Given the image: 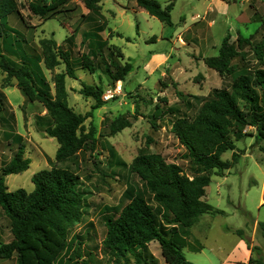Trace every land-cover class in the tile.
Masks as SVG:
<instances>
[{
  "label": "trees",
  "instance_id": "1",
  "mask_svg": "<svg viewBox=\"0 0 264 264\" xmlns=\"http://www.w3.org/2000/svg\"><path fill=\"white\" fill-rule=\"evenodd\" d=\"M129 1L161 23L172 26L174 4ZM79 2L88 13L81 14L73 34L61 46L53 40H42L39 54L24 34L15 29L5 30L11 15H17L27 24L21 4L18 0H0V39L6 54L0 50V69L8 78L17 80L27 102L39 103L46 111L38 116L37 126L57 140V163L72 161L85 150L78 133L87 116L76 113L68 105L65 77L76 80L79 70L102 71L115 85L125 81L133 68L131 63L121 62L124 54L120 48L109 46L102 36L107 21L101 11V0ZM27 8L41 19L71 20L79 5L73 0H28ZM82 22L87 27L81 32V45L86 53L74 59L76 35ZM57 59L66 66V73L56 77L54 96L42 62L52 68L61 63ZM206 65L220 75L225 86L199 97L185 95L172 82L185 109H167L172 116V133L185 149L188 170L168 163L160 154L143 153L135 159L129 168L134 179L123 195L124 206L113 212L105 209L106 235L101 253L106 264H159L150 251L152 243L159 244L165 264H192L183 253L185 248L201 250V246L190 243L192 228L202 216L224 214L204 201L212 177L223 175L239 162V154L235 153L237 142L248 137L264 141V20L251 37L239 33L232 42L228 34L218 56L207 59ZM81 94L95 100L93 110L104 106L102 87L83 85ZM4 98L0 92V127L5 130L3 135L12 157L9 161L0 160V213L9 223L12 240L8 243L0 240V261L16 257L17 264H94L96 255L86 244L92 241L90 230L85 235H72L73 227L82 222L88 208L87 192L77 173L54 166L33 176V191L8 190L6 179L28 171L30 160L25 158L23 137L15 131L16 118L11 107L3 102ZM161 115L166 116V111H161ZM128 126V123L114 126L112 132L115 134ZM248 128L255 133L248 132ZM90 149L95 151L94 143ZM230 151L234 152L232 160H224L223 155ZM259 230L264 239V223H259ZM236 233L245 237L244 230ZM252 251L257 252L258 248ZM257 255L250 258L249 264H264V258Z\"/></svg>",
  "mask_w": 264,
  "mask_h": 264
},
{
  "label": "rangeland",
  "instance_id": "2",
  "mask_svg": "<svg viewBox=\"0 0 264 264\" xmlns=\"http://www.w3.org/2000/svg\"><path fill=\"white\" fill-rule=\"evenodd\" d=\"M73 1L79 5V10L71 20H45L28 11V0H18L27 24L24 25L17 15H11L5 30L15 29L24 34L27 41L37 47L39 54L42 40H53L61 46L78 27L81 14L88 13L79 0ZM157 1L165 4L163 6L174 4L172 26L161 23L145 11L134 13L135 4L128 0H101V11L107 21V29L102 36L108 40L109 46L120 48L124 54L121 62H129L133 68L125 81L115 85L102 71L89 73L79 70L76 80L65 77L68 105L76 113L87 116L78 133L85 150H81L72 161L56 162L59 149L57 140L37 126L38 116L45 115L46 111L39 103L27 102L18 88L17 80L8 78L0 69V92L5 97L3 102L11 107L15 115V131L23 137L25 158L30 160L28 171L6 179L8 190L33 191V176L54 166L69 168L77 173L87 192L88 208L82 222L73 227L72 235H85L90 230L92 241L86 244L96 255L94 264H106L101 253L106 235L103 224L105 209L113 212V209L121 210L124 206L123 195L134 179L129 168L135 159L143 153L160 154L168 163L188 170V163L184 159L185 149L172 133V116L167 111L185 109L172 82L185 95L199 97L224 87L225 82L220 75L206 65L207 59L218 56L222 41L228 34L232 42L237 40L239 33L246 38L251 37L264 20V0H216L223 8L220 5L217 6L219 8H207L213 0ZM86 28L82 22L76 35L74 59L79 58L85 49L81 45V32ZM127 38L131 41L128 42ZM3 46V39H0V50L5 54ZM157 54L160 55L155 56ZM44 61V74L56 96V77L65 75L66 66L61 61L51 68ZM160 81L163 85L159 84ZM83 85L102 87L104 106L93 110L96 102L81 94ZM106 91H112L109 101L103 100ZM161 111H166V116L161 115ZM126 123L128 127L119 129L115 134L112 132L114 126L120 127ZM4 131L0 127V160L5 158L9 161L12 153L7 148ZM247 131L255 133L252 128ZM92 143L96 147L94 152L90 149ZM233 153L227 152L222 158L230 161ZM235 153L239 154V162L223 175H214L204 197L205 202L224 214L202 216L192 228L194 237L197 236L194 229L201 234L203 232L192 243L194 247L204 246V251L183 250L186 259L193 264H206L210 255L214 256V261L226 256L235 239L233 233L237 230H244L245 235L254 237L255 240L249 241V246L251 250L258 248L257 252L264 258V239L259 225H256V221L264 223V203L260 204L264 196V141L248 137L236 143ZM8 224L0 213V240L4 243L12 240ZM255 227L258 230L253 235ZM150 251L159 264H165L158 243H152ZM257 252L252 251L253 257L258 256ZM0 264H17V260L15 257L0 261Z\"/></svg>",
  "mask_w": 264,
  "mask_h": 264
},
{
  "label": "crops",
  "instance_id": "3",
  "mask_svg": "<svg viewBox=\"0 0 264 264\" xmlns=\"http://www.w3.org/2000/svg\"><path fill=\"white\" fill-rule=\"evenodd\" d=\"M129 1V0H128ZM129 2H133V1H129ZM217 2L216 0H213V2H211L210 4H209V6L207 7V8H213L214 6L216 7V8H219V7H217L218 5H220L219 4V2H217L216 4L215 3ZM135 5H134V8H135V11H134V13H142L144 10H142V9H140V8H138L137 7V4L135 3V2H133ZM163 5H165V4H163ZM223 5H220V8H223L222 7ZM175 8V7H174ZM146 12V11H145ZM147 13V12H146ZM84 14V13H83ZM85 14H87V13H85ZM148 14V13H147ZM149 15V14H148ZM152 17V16H151ZM152 18H154V17H152ZM160 54H157V55H155V56H159ZM206 193H207V189H206ZM264 203V196H263V198H261V200H260V204H263ZM259 225V223L256 221V225ZM257 225V226H258ZM257 227H255V229H253L252 231V233H253V235H255V233H257V230L258 229H256ZM193 230V229H192ZM192 230H191V237H190V243H192V242H194V241H197L198 240V237L199 236H201L202 234H203V232H202V234L199 232V231H196V229H194L195 231V233H196V237H194L195 235L193 234V232H192ZM237 231H239V230H237ZM237 231H235V234H237L236 232ZM229 232L230 233H233L232 231H230L229 230ZM234 233H233V235L235 236V239H234V241H232V247H231V249L229 250V252L226 254V256H224L223 258H221V259H218L217 261H214V256L213 255H210L208 258H207V260H206V264H249V260H250V258L251 257H253V253H252V250H251V248H249V246H248V243H247V241H251V240H253L254 239V237H252V236H250V237H248L247 235H245V237L244 238H241V237H239V236H237V235H235ZM203 239H204V237H203ZM255 240V239H254ZM185 249H188L189 251H193V252H196V253H201V251H204L203 249H204V246L203 247H201V250L199 251V252H197V251H195V250H191L190 248H185ZM211 252L212 253H214L215 252V250L214 249H212L211 250ZM197 261V260H196ZM198 262V261H197ZM193 264V263H192Z\"/></svg>",
  "mask_w": 264,
  "mask_h": 264
},
{
  "label": "built area",
  "instance_id": "4",
  "mask_svg": "<svg viewBox=\"0 0 264 264\" xmlns=\"http://www.w3.org/2000/svg\"><path fill=\"white\" fill-rule=\"evenodd\" d=\"M111 92H112V91H106V92L104 93V95H103V100H104V101H109V100L111 99V97H112Z\"/></svg>",
  "mask_w": 264,
  "mask_h": 264
}]
</instances>
